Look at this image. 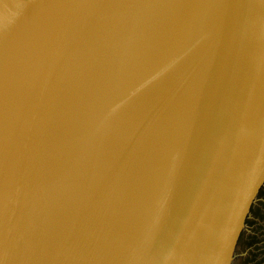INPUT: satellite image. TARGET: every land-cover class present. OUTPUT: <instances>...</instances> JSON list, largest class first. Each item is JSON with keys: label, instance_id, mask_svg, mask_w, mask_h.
<instances>
[{"label": "water", "instance_id": "95a60500", "mask_svg": "<svg viewBox=\"0 0 264 264\" xmlns=\"http://www.w3.org/2000/svg\"><path fill=\"white\" fill-rule=\"evenodd\" d=\"M0 264H264V0H0Z\"/></svg>", "mask_w": 264, "mask_h": 264}]
</instances>
